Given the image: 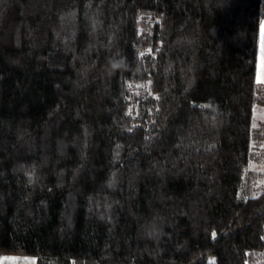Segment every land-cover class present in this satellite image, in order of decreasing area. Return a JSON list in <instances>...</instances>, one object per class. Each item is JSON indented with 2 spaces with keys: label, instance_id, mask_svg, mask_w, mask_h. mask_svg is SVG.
I'll use <instances>...</instances> for the list:
<instances>
[{
  "label": "trees",
  "instance_id": "obj_1",
  "mask_svg": "<svg viewBox=\"0 0 264 264\" xmlns=\"http://www.w3.org/2000/svg\"><path fill=\"white\" fill-rule=\"evenodd\" d=\"M263 18L264 0H0V255L264 259Z\"/></svg>",
  "mask_w": 264,
  "mask_h": 264
},
{
  "label": "crops",
  "instance_id": "obj_2",
  "mask_svg": "<svg viewBox=\"0 0 264 264\" xmlns=\"http://www.w3.org/2000/svg\"><path fill=\"white\" fill-rule=\"evenodd\" d=\"M264 18L259 23L258 43L256 50V65H255V81L264 84ZM34 264L32 260H28L24 255H0V264Z\"/></svg>",
  "mask_w": 264,
  "mask_h": 264
},
{
  "label": "rangeland",
  "instance_id": "obj_3",
  "mask_svg": "<svg viewBox=\"0 0 264 264\" xmlns=\"http://www.w3.org/2000/svg\"><path fill=\"white\" fill-rule=\"evenodd\" d=\"M255 119L264 120V106H262L260 108L256 106L254 108L253 123L255 122ZM251 166H252V168L256 169L258 173H260V176H262L264 174V161L261 163H258V164H252ZM258 182H264V178H263V180L258 179ZM26 258H28V260H32L34 262V257L26 256ZM257 264H264V259L260 260Z\"/></svg>",
  "mask_w": 264,
  "mask_h": 264
},
{
  "label": "snow or ice",
  "instance_id": "obj_4",
  "mask_svg": "<svg viewBox=\"0 0 264 264\" xmlns=\"http://www.w3.org/2000/svg\"><path fill=\"white\" fill-rule=\"evenodd\" d=\"M262 31H264V26H262Z\"/></svg>",
  "mask_w": 264,
  "mask_h": 264
}]
</instances>
